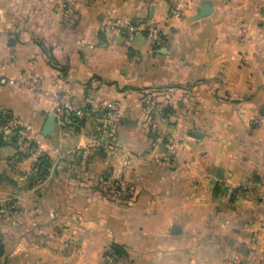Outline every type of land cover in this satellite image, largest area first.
I'll return each mask as SVG.
<instances>
[{
    "label": "crops",
    "instance_id": "0c3cea01",
    "mask_svg": "<svg viewBox=\"0 0 264 264\" xmlns=\"http://www.w3.org/2000/svg\"><path fill=\"white\" fill-rule=\"evenodd\" d=\"M60 2L0 0V125L10 112L36 132L0 126V264H103L113 243L125 264H264V1L187 0L172 18L157 0ZM118 18L159 42L109 40ZM29 71L88 115L63 125L49 98L8 83ZM111 100L121 116L106 139L92 129ZM106 173L132 183L125 205L101 191Z\"/></svg>",
    "mask_w": 264,
    "mask_h": 264
},
{
    "label": "built area",
    "instance_id": "2783aa9c",
    "mask_svg": "<svg viewBox=\"0 0 264 264\" xmlns=\"http://www.w3.org/2000/svg\"><path fill=\"white\" fill-rule=\"evenodd\" d=\"M78 0H61L60 6L63 11L71 9L76 5ZM168 4L169 17H182L187 6V0H157ZM264 1V0H263ZM264 7V4H263ZM106 36L109 40H113L115 36L122 35L127 41H132L136 36L144 35L153 43H158L160 40L159 30L157 28H150L147 33H143V29L139 25H134L126 19L118 18L113 21L107 28ZM9 84L17 85L19 87L28 88L43 97H47L55 106V112L63 125H74L76 122L87 116V110L84 107H77L71 101L70 97L57 88H47L43 77L34 71L22 73L13 79L8 80ZM121 116V108L119 102L111 100L107 103L104 109V116L101 120V127L104 133L110 132L111 129L119 122ZM260 124L264 125V115L259 118ZM1 129L6 133H13L20 139L31 141L36 137V132L33 125L24 121L20 117L13 114H4L2 117ZM175 144H171L170 148L173 149ZM104 188L118 187L122 191H127L134 194V187L131 182L123 177L114 178L108 174L107 178L103 181ZM230 187L225 186V190ZM232 195L235 197H244L242 191L232 190ZM258 198L264 200V191L258 192ZM228 264H241L239 261L234 260Z\"/></svg>",
    "mask_w": 264,
    "mask_h": 264
},
{
    "label": "trees",
    "instance_id": "16d2710c",
    "mask_svg": "<svg viewBox=\"0 0 264 264\" xmlns=\"http://www.w3.org/2000/svg\"><path fill=\"white\" fill-rule=\"evenodd\" d=\"M155 45H156V43H155ZM5 113L8 114V115L11 114L10 112H5ZM103 116H102V118H103ZM1 117H3V116H1ZM82 119H80V121ZM1 122H3L2 119H1ZM100 130L102 132V127L100 128ZM115 130H116V125H115V127L113 129L110 130V135H115L116 134ZM0 140H1V138H0ZM0 143H2V140L0 141ZM50 166H51V162H50V159H49L48 155H46V154L41 155L39 157V161L35 165V168H36V171H35L36 181L42 180L48 174ZM107 176H108V174L106 173L105 175H103L100 178L101 191L104 192V194L105 193L106 194H110L111 198L116 196L117 193L122 195L125 198V204H126L127 203L126 200H128L129 198H132L133 195L128 193L127 191L120 190L118 187H111V188H108V189L104 188L102 186V183L107 178ZM237 191H242L243 194L246 195L247 192H248V189L245 188V187H240L238 189H235V192H237ZM233 197H235V195H232V198ZM7 252H8V247L5 245V243L3 242V240L1 239V236H0V261L6 256ZM106 254L109 255V256H112V258H114V259L123 258V257H125V247H124L123 244L113 243V244H111L110 248L106 251Z\"/></svg>",
    "mask_w": 264,
    "mask_h": 264
},
{
    "label": "rangeland",
    "instance_id": "374dc122",
    "mask_svg": "<svg viewBox=\"0 0 264 264\" xmlns=\"http://www.w3.org/2000/svg\"><path fill=\"white\" fill-rule=\"evenodd\" d=\"M262 6V5H261ZM186 8H187V6H186ZM262 9H263V11H264V7L262 6ZM170 18H172V17H170ZM87 115H88V112H87ZM260 116H262V115H259L258 117H256L255 119H253V122L254 123H256L257 125H259V126H264V125H262V124H260V122H259V117ZM101 123V122H100ZM95 128H93L92 130H94V131H96V132H98L97 133V135L98 136H101L102 138L103 137H105L106 138V136H107V134H109L110 132H108V133H104V135H103V131L101 132V130H99L98 128H97V124H95ZM97 129H98V131H97ZM99 132H101V133H99ZM107 139V138H106ZM103 194H104V192H103ZM105 197H107V198H111V196H110V194H106L105 193ZM113 197V196H112ZM113 200H114V202H115V205H118V204H120V205H125V198L122 196V195H120V194H116V196H114L113 197ZM7 215H9L8 213H7ZM5 220H8V218L7 217H5ZM1 222H3V218L1 219ZM102 263L103 264H125V257H123V258H116V259H114V258H111V257H108V255L106 256V254L105 255H103V260H102ZM241 263V262H240ZM242 264V263H241Z\"/></svg>",
    "mask_w": 264,
    "mask_h": 264
},
{
    "label": "water",
    "instance_id": "95a60500",
    "mask_svg": "<svg viewBox=\"0 0 264 264\" xmlns=\"http://www.w3.org/2000/svg\"><path fill=\"white\" fill-rule=\"evenodd\" d=\"M211 11H212L211 4L209 2H204L201 5V7H200L197 15L194 17V19L204 18V17L208 16L211 13ZM55 126H56L55 114L54 113H50L48 118H47V121H46V123L44 125L43 133L46 134V135L53 134ZM178 230H179V228L175 225L173 227V231L176 232Z\"/></svg>",
    "mask_w": 264,
    "mask_h": 264
}]
</instances>
